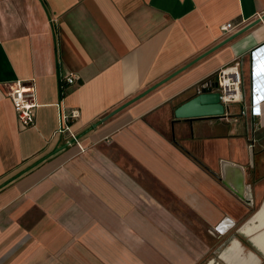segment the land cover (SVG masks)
<instances>
[{"label": "crops", "instance_id": "obj_1", "mask_svg": "<svg viewBox=\"0 0 264 264\" xmlns=\"http://www.w3.org/2000/svg\"><path fill=\"white\" fill-rule=\"evenodd\" d=\"M263 14L264 0H0V264H197L216 238L226 264H264V101L248 107L264 19L224 42ZM236 62L240 102L175 118ZM16 80L35 88L25 128ZM61 108L78 110L79 144Z\"/></svg>", "mask_w": 264, "mask_h": 264}, {"label": "built area", "instance_id": "obj_2", "mask_svg": "<svg viewBox=\"0 0 264 264\" xmlns=\"http://www.w3.org/2000/svg\"><path fill=\"white\" fill-rule=\"evenodd\" d=\"M235 27L228 22L221 26L223 32H227ZM251 66V99L249 110L252 116L260 115V105L264 101V43L253 47L249 51ZM218 89L220 100L227 105L233 102L241 101L240 86L242 76L238 62L228 67H222L217 71ZM75 75L69 74L62 78L65 84L75 82ZM237 94H239L237 96ZM8 96L14 106L19 124L25 128L33 125L34 111L37 106L35 99V88L31 82L16 80L9 86ZM61 107V106H60ZM78 116L77 109L64 111L61 108L59 115V131L66 132L69 136L68 143L79 144L77 135L71 130L70 122Z\"/></svg>", "mask_w": 264, "mask_h": 264}, {"label": "water", "instance_id": "obj_3", "mask_svg": "<svg viewBox=\"0 0 264 264\" xmlns=\"http://www.w3.org/2000/svg\"><path fill=\"white\" fill-rule=\"evenodd\" d=\"M262 19H264V14L255 19L253 22L244 26L224 42L246 31ZM226 111L227 105L223 104L220 100L218 79L217 76H215L214 79H211L209 82L200 85L197 93L194 96L176 107L174 109V116L177 119L221 117L224 116ZM222 182L227 184L224 180H222ZM237 194L242 196V193H239L238 191Z\"/></svg>", "mask_w": 264, "mask_h": 264}, {"label": "rangeland", "instance_id": "obj_4", "mask_svg": "<svg viewBox=\"0 0 264 264\" xmlns=\"http://www.w3.org/2000/svg\"><path fill=\"white\" fill-rule=\"evenodd\" d=\"M240 90H241V93H240V96H241V99H242V84L240 86ZM239 95V94H238ZM240 102V101H239ZM215 243H212L211 241V244L213 245V247L209 250H206V252L202 253V256L199 260V262L197 264H210L209 262H211V264H226L224 262V260H222L219 255L221 254L222 251H224L226 249V245L228 244V238H216L215 239ZM216 244V245H214ZM245 250L246 252L247 251H256L253 247H250V246H246L245 245Z\"/></svg>", "mask_w": 264, "mask_h": 264}, {"label": "bare ground", "instance_id": "obj_5", "mask_svg": "<svg viewBox=\"0 0 264 264\" xmlns=\"http://www.w3.org/2000/svg\"><path fill=\"white\" fill-rule=\"evenodd\" d=\"M237 96H238V94H237ZM259 220H260V222H264V215H261ZM253 241L257 244L258 247H260L264 251V233L261 236H258Z\"/></svg>", "mask_w": 264, "mask_h": 264}, {"label": "trees", "instance_id": "obj_6", "mask_svg": "<svg viewBox=\"0 0 264 264\" xmlns=\"http://www.w3.org/2000/svg\"><path fill=\"white\" fill-rule=\"evenodd\" d=\"M64 88H65V83L62 82V83L60 84V96H61V97L64 95V93H63Z\"/></svg>", "mask_w": 264, "mask_h": 264}]
</instances>
